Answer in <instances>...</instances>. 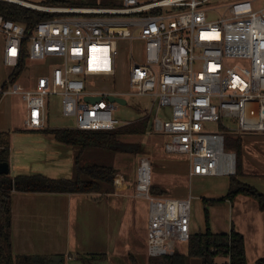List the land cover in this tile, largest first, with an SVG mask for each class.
Listing matches in <instances>:
<instances>
[{"label": "built area", "instance_id": "obj_1", "mask_svg": "<svg viewBox=\"0 0 264 264\" xmlns=\"http://www.w3.org/2000/svg\"><path fill=\"white\" fill-rule=\"evenodd\" d=\"M3 1L55 14L30 33L0 14V69L12 67L9 77L24 57L25 63L28 58L54 60L32 87L19 78L10 82L12 88L7 81L0 85V102L21 95L29 129L47 127L52 95L61 98L63 115L83 130H112L127 123L114 115L118 102H110L109 95L148 96L158 108H170L168 119L156 117L153 128L170 136L167 153L190 160L191 177L237 171L236 152L225 147L227 132L206 128V123L237 134L264 133V6L255 10L252 0H240L209 20L208 14L217 10L214 0H108L112 6L100 5L102 0L99 5ZM120 41L143 44L142 62L128 47L131 90L91 88L115 75ZM87 96L101 99L93 103ZM151 170L150 158L141 156L135 190L149 202L147 252L173 255L192 234L193 196L154 194ZM118 182L117 189L125 188Z\"/></svg>", "mask_w": 264, "mask_h": 264}, {"label": "rangeland", "instance_id": "obj_2", "mask_svg": "<svg viewBox=\"0 0 264 264\" xmlns=\"http://www.w3.org/2000/svg\"><path fill=\"white\" fill-rule=\"evenodd\" d=\"M34 3H42L43 0H27ZM240 0H214L213 5L217 7V10L208 14L209 20H215L220 18L217 11H222L225 5ZM84 4V3H83ZM252 4L255 10L264 6V0H252ZM99 5V3H96ZM100 5L112 6L113 3L108 0H102ZM120 49L119 55L116 58L117 69L116 73L112 78L106 81L98 82V84H91L93 89H101L107 92L111 91H130L129 84V69L131 65L130 53L131 50L128 47L132 46V53L136 61L142 62L143 59V44L141 42H134L129 44L127 41L119 42ZM54 60H32L28 58L25 63V70L19 77L18 82L26 87H32L35 79L42 75L48 73L53 67ZM13 71L10 66H2L0 69V85L4 81H8L9 75ZM10 88L13 84L10 83ZM95 85V86H93ZM127 104H116V109L114 110V115L122 122H130L137 120L138 118L148 115L151 119L150 125L154 123L156 117L166 120L170 116L169 107H157V105L152 104V100L148 96H130L125 95ZM49 107L47 110V128H74L75 119L72 117H65L61 109L60 97L57 95H52L49 98ZM27 116V108L21 95L11 94L3 98L0 104V132H9L11 136L10 145V156L9 162L14 166L11 170V176L17 174L16 166L21 165L28 168L31 171L28 174L41 173L50 177H72L74 175L73 162L74 156L78 149L73 146H68L56 142V145H49L52 140H55L52 135L45 133L43 131L29 129L24 120ZM206 128L209 129H219L227 132L226 134V148H228L227 143L235 142L238 135L243 138L244 146V162L246 160H252L258 165V169L262 171L263 176L260 178L258 176H245L239 177L243 182L250 185H259L264 189V133H233L229 129L220 127L217 123H206ZM153 128V127H152ZM154 129V128H153ZM152 130V129H150ZM121 140H125L131 144L139 143L141 148L139 152H107V151H97L92 150L86 159L96 160V161H108L112 162L114 166L121 172H127L131 174L133 178L136 177V170L138 171V162L141 156H147L151 160V173L152 182L156 179H161L163 174L166 176V169H164V164L161 165V160H172L177 166L183 168L187 166L188 158L183 157V155L172 154L169 155L164 150V144L169 140L170 136L158 131L152 130L150 133H125L120 135ZM56 141V140H55ZM144 142V143H141ZM143 147V148H142ZM132 148V145H131ZM233 149V148H232ZM145 152V154H144ZM249 159H248V158ZM87 160H83V163H88ZM245 165V163H244ZM36 171V172H35ZM230 176H217L212 181L201 182L197 179L188 180V187L197 193L195 198H193V208L196 209V216L198 221V227L200 232H205L209 227L212 231L216 232H228L225 230V225L228 227L231 225L234 227L236 219V211L232 209L226 201L225 205L223 203H211V201H206L205 197H211L214 199H220L227 194V187ZM137 179V178H136ZM209 180V179H208ZM118 183L123 184L122 180H118ZM120 184V185H121ZM120 187V186H118ZM188 188V189H189ZM258 189V188H257ZM117 187L115 186V191ZM259 190V189H258ZM261 191V190H260ZM203 197V198H201ZM135 207H133V214L135 211V217L133 216V223L136 225L138 220L143 223V217L147 213V207L149 206L148 200L143 197H134ZM208 217V221H207ZM231 230V229H230ZM229 230V231H230ZM140 230L135 231V235L139 238ZM141 238V237H140ZM180 246L181 252L187 251V242H181L178 244ZM133 254L136 259L130 257H112L108 260L100 262V264H147V254L145 251H141L138 248L133 249ZM156 257V256H155ZM159 257V256H157ZM68 264H83L80 258L68 261ZM191 264H201L199 258L191 259Z\"/></svg>", "mask_w": 264, "mask_h": 264}, {"label": "crops", "instance_id": "obj_3", "mask_svg": "<svg viewBox=\"0 0 264 264\" xmlns=\"http://www.w3.org/2000/svg\"><path fill=\"white\" fill-rule=\"evenodd\" d=\"M149 132L151 133L152 130L148 129L147 133ZM51 142L49 145H56L57 141L52 140ZM244 153L243 146L240 177L258 176L261 178L263 173L255 162L248 157L249 160L245 159L244 162L246 156ZM187 160V166L183 168L177 166L172 160H161V165L164 164V169L167 170L166 176L163 174L161 179L152 182V186L160 191L165 190V193H160L162 195L181 198L189 195L193 198L200 196L196 195L194 190L191 191L188 187V180L197 179L205 183L217 176L191 177L189 175L191 163L189 159ZM12 168L14 166L10 164V170ZM16 170L17 174H28L31 171L21 165L16 166ZM121 174L125 188H118L113 193L104 196L88 193L14 192L12 195L13 253L44 257L59 255L64 256L65 264H68V261L91 253L105 254L106 260L125 256L136 259L132 251L138 248L146 252L148 264L150 259L147 252L149 206L145 218L143 217L145 222L138 220L134 225L132 217H135V211L133 214L135 203L133 199L138 197L135 190L137 170L135 178L127 172ZM229 184L230 179L227 193ZM254 187L264 193V189L259 185H254ZM204 199L213 200L214 198L205 197ZM225 201L232 209V218L233 210L236 211L233 225L245 236L248 264H257V260L264 257V210L260 209L255 198L244 194H239L233 200ZM196 213V209L194 211L193 208L192 234L200 232ZM226 226L224 231L229 232L231 225ZM136 230L141 231L138 234L141 238L135 235ZM217 261L218 264L229 263L227 258H218Z\"/></svg>", "mask_w": 264, "mask_h": 264}, {"label": "trees", "instance_id": "obj_4", "mask_svg": "<svg viewBox=\"0 0 264 264\" xmlns=\"http://www.w3.org/2000/svg\"><path fill=\"white\" fill-rule=\"evenodd\" d=\"M91 5L98 0H43L42 5ZM0 14L5 18L21 23L30 33L41 20L51 18L55 14L23 6L14 2L0 0ZM25 57L20 61L9 80L5 83L15 82L25 68ZM150 117L129 124L119 126L112 130H83L74 128H45L43 131L52 135L59 143L73 146L78 149L74 156L72 177H50L41 173L34 174H0V264H52L48 256L15 255L12 249V195L14 192H51V193H88L100 196L115 191V183L121 180V172L112 162L87 160L92 150L107 152H139V143L131 144L121 140L120 135L125 133H145L150 125ZM227 142V141H226ZM11 136L9 132H0V162H9ZM132 145V148H131ZM226 146V143H225ZM228 150L237 155L236 174L230 176L229 190L226 196L220 199L206 200L211 203H222L233 200L239 194L255 198L260 209L264 210V193L256 187L243 182L239 177L242 174V147L243 138L238 135L235 142L227 143ZM140 147V148H139ZM233 148V149H232ZM83 160L88 163L84 164ZM154 194L161 195L165 190H157L152 186ZM208 221V217H207ZM64 257V256H63ZM83 264H100L107 256L105 254L91 253L79 256ZM199 258L201 264H218V258H227L228 264H248L245 248V236L232 227L229 232H213L209 227L205 232L190 235L187 241V251H176L173 255L150 256L148 264H191V259ZM138 264V263H135ZM227 264V263H226ZM257 264H264V257L257 260Z\"/></svg>", "mask_w": 264, "mask_h": 264}, {"label": "water", "instance_id": "obj_5", "mask_svg": "<svg viewBox=\"0 0 264 264\" xmlns=\"http://www.w3.org/2000/svg\"><path fill=\"white\" fill-rule=\"evenodd\" d=\"M101 99V96H87L85 98L86 101H90V102H97ZM108 99L110 100V102H118L120 104H127V100L123 97H118L115 95H109ZM10 163L9 162H0V174H9L10 173ZM42 258H45L44 256H41ZM48 260L51 261L52 264H65V257L63 256H59V255H54V256H50L47 258ZM36 261H38L37 264L39 263L40 258L36 257L35 258Z\"/></svg>", "mask_w": 264, "mask_h": 264}]
</instances>
